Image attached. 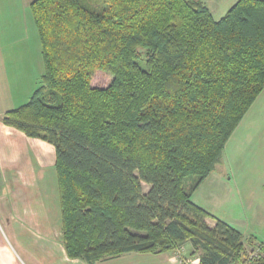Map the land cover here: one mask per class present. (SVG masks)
<instances>
[{
	"label": "trees",
	"instance_id": "trees-1",
	"mask_svg": "<svg viewBox=\"0 0 264 264\" xmlns=\"http://www.w3.org/2000/svg\"><path fill=\"white\" fill-rule=\"evenodd\" d=\"M29 6L43 71L0 120L54 146L67 256L96 264L188 242L200 264H264L261 241L248 260L242 233L192 200L264 89V0L218 19L203 0Z\"/></svg>",
	"mask_w": 264,
	"mask_h": 264
},
{
	"label": "crops",
	"instance_id": "crops-1",
	"mask_svg": "<svg viewBox=\"0 0 264 264\" xmlns=\"http://www.w3.org/2000/svg\"><path fill=\"white\" fill-rule=\"evenodd\" d=\"M31 1L0 0V117L29 99L43 71L40 40L29 6ZM254 104L264 109V89L253 103V109ZM246 113L237 129L258 125V117ZM259 136L264 142V132ZM221 161L222 158L216 165L222 164ZM54 162L55 149L51 143L27 136L0 120V264H41L36 255L39 244L43 250L47 246L58 254L56 257L52 254L43 264H87L82 259L69 258L62 244L59 198L50 197L48 190H52L56 178ZM216 165L205 183L197 188L200 190L206 184L205 190L209 185L208 190L200 201L194 199L197 191L194 192L192 200L236 227L244 237L245 250H250L264 237V200L253 198L256 191L254 185H250V182L264 181V162L256 168L242 164L238 170L222 165V170L217 171ZM253 169L254 173L260 172L259 177L252 178L251 174V179H247ZM233 174L239 185L237 190L230 185ZM39 188L44 189L40 194ZM207 223L213 226L214 220L207 219ZM2 232L20 237L17 249L6 246ZM41 237L52 240L47 239L44 246L39 243ZM25 241L32 243L30 248ZM183 246L191 250L188 242L180 247ZM175 252H131L96 264H169Z\"/></svg>",
	"mask_w": 264,
	"mask_h": 264
},
{
	"label": "rangeland",
	"instance_id": "rangeland-1",
	"mask_svg": "<svg viewBox=\"0 0 264 264\" xmlns=\"http://www.w3.org/2000/svg\"><path fill=\"white\" fill-rule=\"evenodd\" d=\"M203 1L209 9L213 10V12H214L213 16L216 19H218L219 17L222 16V14H224V12L236 0H203ZM254 105H255L254 107H256V108L253 109V104H252L251 105L252 108L250 107L247 112L249 113L248 114L249 116L253 115L255 118L258 117V122H257L258 125L257 126L246 125V126H248L247 129H244V128L243 129L242 128L237 129L236 128L235 129L236 131L235 130H234L235 132L233 131L234 134L232 133V137L230 138V140L228 139V141L225 144L226 148L224 147V150H223V156H222V161H221L222 164L216 165L217 171H219L220 169L222 170V168H221L222 165L228 166L231 170L232 169L238 170V166L242 165V164H244V166H252L254 168H256L257 165L260 166L263 164V162H264V142H262V140L260 141L259 134L264 132V109L262 107H258L257 104H254ZM246 114L244 115L243 119H245ZM255 115H257V116H255ZM244 126H245V123H244ZM253 171H254V169L252 170V173L249 174L247 179H251V174H252V178L259 177L260 172L254 173ZM263 175H264V173H263ZM224 179L226 181V178H224ZM253 180H255V179H253ZM257 180H258V178H257ZM236 182H237L236 176H235V174H233V178L230 182V185L234 186V190H237L239 187V185ZM203 183H205V181ZM250 185H252V186L254 185V190L256 191L253 198L259 201L258 198L261 197L264 200V181L261 183L250 182ZM205 186H206V184L204 185L203 188H200V190L197 189L196 190L197 192L195 191L196 193L194 194V199L200 201L199 198L203 197L205 192L208 190L209 185L206 187V190H205ZM148 188H149V186L147 184H143V190L144 191L148 190ZM40 190L44 191V189L39 188V194H40ZM48 190L50 191L49 196L50 195L55 196V198L58 199V190H57L56 178H55V182L52 184V190H51V188H48ZM1 236H2V238L6 239V244H7L6 246H8L9 248H11L10 246H12L13 248L17 249V246L21 242L20 237L6 235L5 232H2ZM258 238L260 239V237H258ZM47 239L52 240L49 237H41V239L39 240V243H42L44 246H46ZM262 239L264 240V237H262ZM25 245H26V247L30 248L32 243H29V241L28 242L25 241ZM257 245L258 244H256L254 248H252L250 250H245V251L248 253L249 251L255 249L257 247ZM52 254L54 257H56L58 255L57 251L55 249L52 252V250L50 248H47V246H46V250H43V248L40 246V244L38 245L36 255H37V259L39 260V262L41 264L45 263L46 259L50 258ZM172 256H173L172 258H174V260L170 259L169 264H178L177 260H181V264H186V262H184V260L186 258H195V259L198 258L194 255H191L190 250L185 249L184 246H183V248L179 247V249H176L175 254L173 253Z\"/></svg>",
	"mask_w": 264,
	"mask_h": 264
},
{
	"label": "built area",
	"instance_id": "built-area-1",
	"mask_svg": "<svg viewBox=\"0 0 264 264\" xmlns=\"http://www.w3.org/2000/svg\"><path fill=\"white\" fill-rule=\"evenodd\" d=\"M261 244H264V240L261 241ZM260 247H261V245L258 244L255 249H253V250L248 252V260L249 259L251 260V258L253 259V258L259 257V255H260ZM184 262H186V264H200L199 258H196V259L195 258H186L184 260ZM177 263L181 264V260H177Z\"/></svg>",
	"mask_w": 264,
	"mask_h": 264
}]
</instances>
